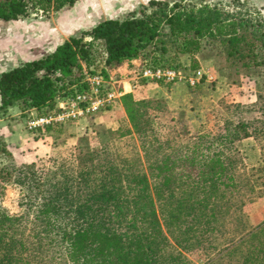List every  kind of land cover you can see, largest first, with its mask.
<instances>
[{
  "label": "trees",
  "instance_id": "1",
  "mask_svg": "<svg viewBox=\"0 0 264 264\" xmlns=\"http://www.w3.org/2000/svg\"><path fill=\"white\" fill-rule=\"evenodd\" d=\"M76 1L0 0V20ZM206 44H217L226 62L263 64L264 10L246 0H148L137 14L102 19L51 53L1 72L0 110L56 112L59 100L87 88L84 73L98 63L104 76L103 68L143 54L142 66L186 68L180 62L186 55L195 70L193 56ZM259 99L249 117L220 101L215 113L224 133L217 137L195 132L182 138L163 99L124 94L130 125L111 132L99 149L55 147L46 161L17 164L0 141V198L3 186L12 185L22 209L8 215L0 208V264H189L181 252L195 249L211 258L207 264H264V221L253 228L242 212L259 192L236 147L251 137L264 161V95ZM122 140L129 156L116 153Z\"/></svg>",
  "mask_w": 264,
  "mask_h": 264
},
{
  "label": "rangeland",
  "instance_id": "2",
  "mask_svg": "<svg viewBox=\"0 0 264 264\" xmlns=\"http://www.w3.org/2000/svg\"><path fill=\"white\" fill-rule=\"evenodd\" d=\"M147 2L148 0H79L72 6H65L58 11L43 12L29 8L28 14L24 18L15 21L0 20V73L22 62L41 58L51 53V50L60 41L69 36H79L82 31L90 29L102 19H122L132 13L137 14L139 9ZM246 3L247 6H253L261 12L264 10V0H246ZM95 47L97 48L96 57L100 61L102 50L98 45ZM222 54L221 48L217 44L203 45L193 57L197 62V68L200 66L199 62H201L205 69H210L214 78L203 77L202 74V78L196 86L190 87L183 84L189 87V90L184 91L183 94L175 93L173 98H170L166 93L173 91L177 84L182 83L172 84L169 88H165L166 90H159L147 96L164 100L171 116H173L174 125L182 134V138L195 132L210 133L213 137L222 135L224 127L222 122L216 118L215 113L220 101L226 105L239 106L249 117L259 103V96L264 95V63L253 67L246 66L250 62L247 59L237 62L227 61L229 62L227 63ZM144 57H146L145 54L137 58L139 60L138 65H130V67L136 69V74L143 67ZM97 65L100 68L99 63ZM228 65H231V67H228ZM185 69L188 70V67ZM103 70L106 89L121 90L123 83L115 81V77L116 79L121 77V69L117 66L105 67ZM124 86L125 90L128 91V84ZM147 97L144 96L143 98ZM120 98L121 96L104 112L77 122L48 125L43 130H29L26 122L35 116L47 115V113L38 114L35 110L21 111L17 106L20 113L15 116L9 115L7 119L10 121L7 124L19 127L18 136L21 143V148L17 153L19 159L14 158L13 152L8 147L12 144L4 141V134L1 130L5 123H1V121L0 141L5 144L6 149L11 153L17 164L46 161L55 147L65 149L75 147L83 150L99 149L102 144L112 140L113 134L111 132L122 126L128 127L130 125ZM143 98L137 97L134 99ZM57 104L58 102L56 103V111L58 110ZM2 111L4 110H0V118L3 117ZM34 111L36 113H31ZM134 139L142 159L137 140L135 137ZM247 139L244 138L238 141L236 147L245 164V175L250 178L254 190L259 192L255 199L247 200L242 207L247 222L255 228L264 221V161H261L257 151L252 152V147L256 145L254 140L251 137L252 141H247ZM126 145L127 142L124 140L116 143V153H119V156H129ZM142 162L148 179V191L151 192L158 216L152 176L149 174L145 162L143 160ZM3 187L0 208L4 209L8 215H19L22 210L19 205V189L9 184H5ZM162 230L164 231L163 228ZM166 236L170 245L177 248L173 240L167 234ZM181 253L189 264H207L211 259L201 249L192 250L190 253L184 251Z\"/></svg>",
  "mask_w": 264,
  "mask_h": 264
},
{
  "label": "built area",
  "instance_id": "3",
  "mask_svg": "<svg viewBox=\"0 0 264 264\" xmlns=\"http://www.w3.org/2000/svg\"><path fill=\"white\" fill-rule=\"evenodd\" d=\"M92 69L84 73V82L87 88L76 92L73 96L58 101L56 112L35 116L26 122L29 130L44 129L48 125L77 122L81 119L106 111L112 103L126 90L124 84L121 90H108L101 68ZM138 76L144 82L154 85L160 83H182L190 87L196 86L202 74L199 71L187 70L183 67L170 66H143L138 71Z\"/></svg>",
  "mask_w": 264,
  "mask_h": 264
},
{
  "label": "crops",
  "instance_id": "4",
  "mask_svg": "<svg viewBox=\"0 0 264 264\" xmlns=\"http://www.w3.org/2000/svg\"><path fill=\"white\" fill-rule=\"evenodd\" d=\"M63 41H60L57 45L61 44ZM56 45V46H57ZM55 46V47H56ZM55 47L51 50L53 51L55 49ZM180 62H182V64L187 67L190 65V58L186 55H183L180 57ZM139 60L138 59H134L130 62H126L120 66H118L121 69V77L119 79H116L115 77V81H119L122 82L124 85L128 84L129 86V90L126 91L124 94H131L134 98L140 97L143 98L144 96H149L151 93L156 92V91H162L163 87H161L160 85H150V84H145L144 82H142V80H139V76L138 74H136V69L134 67H130L131 64H136L138 65ZM200 66H198L197 71H199L201 74H203L205 76H208L210 78H214L213 74L211 73L210 69H205L202 65L201 62H199ZM166 90V89H165ZM189 90V87L183 85V84H177L176 87L173 88V91L168 92V94L166 93V95H169L170 98L175 95V93H181L183 94L184 91ZM123 94V95H124ZM18 113H20V110L17 106L14 107H9L7 109H5L4 111H2V115L3 117L0 118L1 123H5V126L2 127V134H4V141L7 142L8 144H12V146H8L10 151L13 152L14 158L16 160H18V151L21 148V143L19 142V136H18V132L20 131L18 128V126H14L13 124H7L10 120L7 119L8 116H15ZM31 113H36L31 112ZM247 141H252L250 138L247 139ZM255 145V144H254ZM257 151V154L259 156L258 153V149L255 146L252 147V152ZM259 158V157H258Z\"/></svg>",
  "mask_w": 264,
  "mask_h": 264
}]
</instances>
